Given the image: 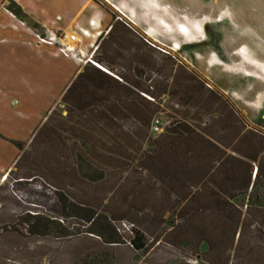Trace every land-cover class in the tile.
Wrapping results in <instances>:
<instances>
[{"label": "rangeland", "instance_id": "obj_1", "mask_svg": "<svg viewBox=\"0 0 264 264\" xmlns=\"http://www.w3.org/2000/svg\"><path fill=\"white\" fill-rule=\"evenodd\" d=\"M4 1L6 10L10 4L18 6L14 0ZM90 1L113 20L122 18L111 7L115 6L137 23L140 34L148 32L154 60L164 61L166 66V75L154 72V82L165 80L173 71L178 74L187 69L196 83L212 93L216 103L210 112L202 106L199 115L190 114L194 122L186 121L198 135L213 136L214 125H222L215 118L225 110L234 113L242 126L264 134V0ZM168 91L155 115L163 129L187 116L182 107L173 108L182 99L171 87ZM208 91H201L200 98L210 97ZM154 100L160 103L156 97ZM60 111L56 109L52 116ZM51 122L58 130L63 124L55 118ZM59 134L68 146L65 151L60 152L59 147L49 151L46 146L36 151L27 146L26 156L10 168L11 173L3 178L0 174V181L4 180L0 182V264H224L221 253L229 256L228 264H264V217L257 214L264 211L263 200H259L258 209V201L251 199L240 241H235L229 251L217 243L220 246L208 254L205 245L195 247L193 235L185 230L172 231L181 222L174 210L180 187L171 179L158 180L154 168L151 170L157 163L143 160L145 149L127 148L129 157L117 158L121 163L114 169L90 159L89 164L106 171L100 180L88 182L71 173L76 163L74 152L80 146L73 143L71 134ZM87 153L82 152L85 156ZM168 163L178 177L184 163L181 155H170ZM29 176L32 178H23ZM58 194L72 204L93 209L100 218L89 225L65 217L70 212L58 201ZM260 197L264 195L260 193ZM33 214L58 222L67 236L56 237L57 230L45 236L29 235L22 220ZM217 219L206 221V232L212 239L224 235L220 224L227 222ZM134 237L142 241L139 251L130 245ZM115 238L119 243H107Z\"/></svg>", "mask_w": 264, "mask_h": 264}, {"label": "crops", "instance_id": "obj_2", "mask_svg": "<svg viewBox=\"0 0 264 264\" xmlns=\"http://www.w3.org/2000/svg\"><path fill=\"white\" fill-rule=\"evenodd\" d=\"M14 1L25 15L23 20L6 10V1L0 0L1 177L9 172L22 153L12 142L25 144L26 150L49 116L48 127L52 129L47 130L46 140L43 136L45 142L38 139L36 148L46 146L49 151H57L59 147L60 152L65 151L68 146L59 134L62 132L74 137L73 143L80 146L75 151L105 154L122 147L126 150L123 137L137 141V135H144L142 149H145L146 160L152 157V165L157 164L149 167L152 166V171L154 168L158 180L162 178L161 172L172 167L168 163L170 155L173 157L178 153L183 158L185 146L183 141L169 146L170 128L153 131V122L157 120L155 115L164 105L163 97L169 94L168 88L171 87L175 96L182 99L174 103L173 108L185 109L187 116L181 123L193 130L186 121L194 122V116L191 118L190 114L199 115L202 109V86L187 74V69V72L182 69L178 74L173 71L172 75L165 76V80L154 82V72L159 76L166 75V66L164 61L154 60L153 46L147 40L151 36L146 31L140 34L136 30L137 23L113 5L111 7L121 13L122 18L113 20L90 0ZM74 32L75 40L69 42L67 38ZM50 33L58 35V39L64 37L54 46L35 43L34 36L47 37ZM63 44L73 47V57L57 51ZM154 104L158 106L155 114ZM66 108L71 111L69 114ZM56 109L62 111L52 116ZM54 118L63 123L59 130L51 122ZM141 121L145 122L144 126L139 123ZM224 121L222 125L218 123L221 127L214 125L213 136L207 134L210 142L228 156L238 157L233 148L248 156H253L257 149L258 154L255 162L246 161L252 166L249 183L246 177L240 187L227 180L219 181L223 198L245 201L246 204L252 198L264 201L260 197V193L264 195V134L243 127L231 115ZM228 165H225L226 169H229ZM257 167L259 182L251 188ZM247 185L248 189L244 191ZM239 191L244 195L232 199Z\"/></svg>", "mask_w": 264, "mask_h": 264}, {"label": "trees", "instance_id": "obj_3", "mask_svg": "<svg viewBox=\"0 0 264 264\" xmlns=\"http://www.w3.org/2000/svg\"><path fill=\"white\" fill-rule=\"evenodd\" d=\"M7 10H9L15 16L21 18L25 17L21 9L15 4L8 5ZM201 91L207 92L208 90L202 87ZM208 95H210V97L202 99V106L207 108L206 110L210 112L213 104L216 103V101L213 102L215 98L211 96V92ZM153 108L155 114L156 109L158 110V106L154 104ZM65 110L67 114L71 112L68 108H66ZM226 112L223 111L222 113H219L218 117L215 118V121H217L218 123H223V118L224 120H226V117L230 115L235 117L232 112L229 111L227 112V114ZM49 122L50 117L48 116L45 123L41 125L35 136L28 144V147L31 148L30 150L36 148L35 145L38 144V139H41V142H45L44 140L47 139ZM139 123L142 126L145 125L144 121H141ZM179 131L182 133H179ZM168 133L170 135L167 139L169 142V146L171 144L173 146L177 143H182V141L185 146L184 152L182 154L184 163L180 167L182 170L179 171L178 177L176 176L177 174L175 173V171L171 170V168L168 167L161 172L163 173V177L160 178L162 181L165 180L169 182V179H171L175 183V185L180 187L181 191L177 200H174V210L176 209V216L178 217V219H180L181 222L179 225L177 224L176 226L172 227V231L176 230L174 232L179 233L178 231L182 232L183 230H185L187 233L193 235L192 237L195 238V247L198 248L201 244L205 245L208 254L214 252L216 250V247L220 245H222L229 251L232 248L233 243L235 241H240L242 238L244 229L243 219L245 213H247L250 209L248 208V206L251 204V202H248V204H244L240 203L242 201L224 199L223 192L222 190H220L218 183L221 180H227L229 183L235 184L240 187V183L242 182L244 177H246L247 183H249L252 166L246 161L255 162L258 150L255 149L253 156H248L247 154L241 153L239 149L233 148L234 153L238 157L228 156L223 150L219 149L218 146L210 142L206 137L200 134L198 135L194 130H190V128L184 126L181 122L172 124L171 128L168 129ZM182 135L184 136L182 137ZM136 137L137 141L130 137H123L122 141L124 142L125 147L133 149V147L135 146L136 150H141L142 144L144 142V135H137ZM77 138L82 141L80 137ZM134 142H136L137 145H134ZM237 143L240 144L239 142ZM12 144L19 151H22L21 155L13 165L14 167H16L18 163L23 160V157L26 156L25 154L27 150H24L25 144L16 142H12ZM206 147H208L209 149H205ZM41 149L36 148V151H43ZM125 151V149H120L118 151L108 150L105 152V154H97L95 152L88 151L87 156H85V154H82V152L76 150V152H74V160L76 163L74 169L71 170V173L77 176L79 180L82 179L83 181L95 182L97 180H100L103 177L104 172L106 171L105 168L114 169V165H118L121 163L117 162V158H119V160H124L129 157V154H127ZM90 159L93 161H99L100 163L98 162V164H100L101 166H105L104 170H100L101 168H96L95 166L93 167L91 164H89L88 162ZM143 160L145 162L146 157H143ZM192 161L194 162V165L190 166V162ZM227 163L229 164L227 167L229 169H226L225 167ZM46 168L43 169L45 170ZM191 168H193L195 175H192ZM142 169L146 171L145 167H143ZM65 171H68V169ZM10 173L11 171L7 173V176ZM259 173V167H257L255 178L251 184V188H255L258 184L260 176ZM23 178L30 179L32 178V176ZM248 185L245 187L244 191L248 189ZM240 193L234 196L232 199L244 195V192ZM57 199L63 205L64 209L70 212V216L65 215V217L78 218L81 221L88 223L89 225L95 224L100 218L99 213H97L93 209L91 210L85 207L84 204H72L71 202H68V200L61 194H58ZM239 204L242 205L239 206ZM258 204V209H261L260 201H258ZM241 207H245L244 212ZM257 214H262V216L264 217V211L257 212ZM211 217L218 219L223 218L226 220L227 223L220 224L221 232L222 234H224L223 237L212 239L209 234H207L206 221ZM22 223L27 226V233L29 235L45 236L50 233V231L57 230V233L55 232V236L57 235L56 237L67 236L65 235L66 232H64L63 228L58 222L48 221L46 218L40 216L39 214L27 215L26 218L22 220ZM221 225L223 226L222 228ZM97 236H99V234ZM107 243L117 244L119 243V239L115 238L112 240H108ZM217 243H220V245ZM130 245L133 250L136 251H139L143 248L142 241L136 237L130 240ZM223 255L226 254L223 253ZM223 255L221 253V259L223 258L224 264H228L230 259L228 258L229 256L224 257Z\"/></svg>", "mask_w": 264, "mask_h": 264}, {"label": "built area", "instance_id": "obj_4", "mask_svg": "<svg viewBox=\"0 0 264 264\" xmlns=\"http://www.w3.org/2000/svg\"><path fill=\"white\" fill-rule=\"evenodd\" d=\"M75 35H76V33L74 32L72 35H70L68 38H67V40L69 41V42H71V41H74L75 40ZM64 36H62V38H63ZM62 38H60V39H58V35H56L55 33H50V34H48V36L47 37H41V36H34V41H35V43L37 44V45H39V44H43V45H49V46H54V45H56V43H57V41H60V40H62ZM57 51L60 53V54H62V55H64V56H66V57H68V56H74V49H73V47L72 46H70V45H67V44H63V45H61V46H58V48H57ZM90 63H92V65H94L95 67H97V68H99L100 70H102L103 72H107L104 68H102L100 65H98V64H96L95 62H93V61H90V59H87ZM160 130V123H159V121L158 120H154V122H153V131L154 132H158Z\"/></svg>", "mask_w": 264, "mask_h": 264}]
</instances>
